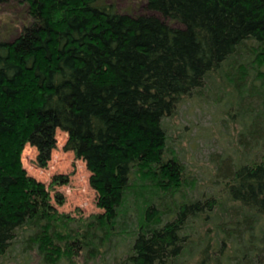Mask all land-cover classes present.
<instances>
[{
    "label": "trees",
    "instance_id": "16d2710c",
    "mask_svg": "<svg viewBox=\"0 0 264 264\" xmlns=\"http://www.w3.org/2000/svg\"><path fill=\"white\" fill-rule=\"evenodd\" d=\"M138 1L0 0V264H264V0ZM189 99L238 127L207 189L168 130ZM57 127L100 210L22 165Z\"/></svg>",
    "mask_w": 264,
    "mask_h": 264
},
{
    "label": "rangeland",
    "instance_id": "374dc122",
    "mask_svg": "<svg viewBox=\"0 0 264 264\" xmlns=\"http://www.w3.org/2000/svg\"><path fill=\"white\" fill-rule=\"evenodd\" d=\"M115 2L117 6L130 11L138 10L140 7L138 0H115ZM217 87L218 91H224L219 83ZM178 107L170 119L168 128L171 141L177 143L175 147L184 162L188 164V173L191 176H198L196 184L200 188L207 189L211 186L212 169L209 162L211 152L237 147L234 139L238 131L236 121L231 119L228 109L225 110V106L218 102H195L189 99L180 103ZM55 136V147L46 166H39L36 163V147L29 143L24 144L20 159L25 170L45 183L53 174L62 173L68 176L66 183L58 184L50 190V192L59 190L64 196L58 209L74 212L79 208L85 214L100 210L95 202L96 190L89 185L90 172L86 168L85 161L81 157H75L72 150L64 149L63 144L67 138L65 131L57 127ZM240 160H242L241 155ZM203 227L200 229L203 230ZM9 263L40 264L34 255L27 263L21 260Z\"/></svg>",
    "mask_w": 264,
    "mask_h": 264
}]
</instances>
